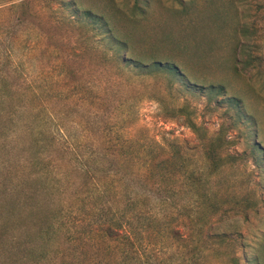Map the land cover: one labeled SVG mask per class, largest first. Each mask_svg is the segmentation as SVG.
I'll return each mask as SVG.
<instances>
[{
    "label": "rangeland",
    "instance_id": "obj_1",
    "mask_svg": "<svg viewBox=\"0 0 264 264\" xmlns=\"http://www.w3.org/2000/svg\"><path fill=\"white\" fill-rule=\"evenodd\" d=\"M77 2L0 0V264H264V0Z\"/></svg>",
    "mask_w": 264,
    "mask_h": 264
},
{
    "label": "trees",
    "instance_id": "obj_2",
    "mask_svg": "<svg viewBox=\"0 0 264 264\" xmlns=\"http://www.w3.org/2000/svg\"><path fill=\"white\" fill-rule=\"evenodd\" d=\"M24 3L22 4H25ZM56 2H58L61 6H66V7H72V13L74 15V17L76 18L77 14L84 16L85 19H89V24H91V27L93 29H96V33L97 34H106L108 35L109 38H115L116 34L113 31L112 28V24L109 22V20L105 17V15L103 14H98L95 13L92 8L90 7H85L83 8L81 5H79V3L77 2V0H55ZM66 4V5H65ZM18 5V4H17ZM16 5V6H17ZM74 18V19H75ZM77 21V19H76ZM79 21V20H78ZM87 21V20H86ZM88 23V22H87ZM119 44V49H122L126 46V42H122V40H118ZM134 65L137 68H141L144 69L145 71H148L147 69H150L151 67L154 68H166L168 70H171V72L178 74V75H182V73L179 74V72L177 71L178 68L173 65L172 63L169 62H161V61H154L152 64H146L140 61H137L136 63H134ZM191 126L195 127V124L193 123ZM196 128V127H195ZM214 145L210 144V147H213ZM209 158L212 157L213 160V165L211 166V173H214L215 171H217L220 167V163L219 160L220 158L216 159V153L213 152L212 150H209V154H208ZM169 159V158H167ZM146 169L144 172H152L154 170H156V167H159V162H157V159L151 158L150 162L146 163ZM187 165L182 168V166L180 167V171L185 173L186 178L189 180V186L191 187L190 191L193 190L194 194L196 193L194 188L195 185L202 181L203 179L206 178V176H204L203 174H197V172L194 169H191L190 172H188L187 169ZM173 171H175L173 169ZM190 179L193 180V182L190 181ZM195 183V184H193ZM191 208L194 207L196 205V207L201 206L203 204L206 203L205 199H194L193 201L191 200ZM128 220L123 221V220H119V219H114L111 220L110 223H108L106 226H104V228H102L103 230V238L106 240H119L123 243H130L131 245H134L135 241V237H136V229L135 226L132 222V217H127ZM196 225L198 226V222L196 223ZM200 227V226H199Z\"/></svg>",
    "mask_w": 264,
    "mask_h": 264
}]
</instances>
